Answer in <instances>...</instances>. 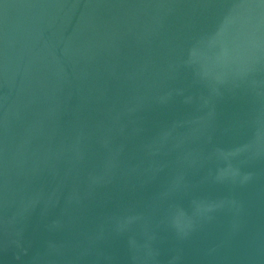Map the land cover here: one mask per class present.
Masks as SVG:
<instances>
[{
    "label": "water",
    "instance_id": "1",
    "mask_svg": "<svg viewBox=\"0 0 264 264\" xmlns=\"http://www.w3.org/2000/svg\"><path fill=\"white\" fill-rule=\"evenodd\" d=\"M0 264H264V0H0Z\"/></svg>",
    "mask_w": 264,
    "mask_h": 264
}]
</instances>
